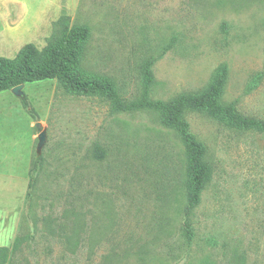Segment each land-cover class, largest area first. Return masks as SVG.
Wrapping results in <instances>:
<instances>
[{
	"label": "rangeland",
	"instance_id": "374dc122",
	"mask_svg": "<svg viewBox=\"0 0 264 264\" xmlns=\"http://www.w3.org/2000/svg\"><path fill=\"white\" fill-rule=\"evenodd\" d=\"M63 14L90 28L83 67L123 100L141 97L153 58L149 97L162 101L201 91L224 65L222 101L264 121V0H0V57L44 48ZM21 92L0 93V247L20 232L40 159L38 203L58 214L80 207L81 244L64 252L50 238V257L30 264H264V135L185 114L209 168L186 217L184 147L156 114L114 112L56 80Z\"/></svg>",
	"mask_w": 264,
	"mask_h": 264
},
{
	"label": "trees",
	"instance_id": "16d2710c",
	"mask_svg": "<svg viewBox=\"0 0 264 264\" xmlns=\"http://www.w3.org/2000/svg\"><path fill=\"white\" fill-rule=\"evenodd\" d=\"M70 22V18L63 14L54 23L53 33L44 48L39 50L33 44H26L14 58L0 57V93L22 84L56 80L69 94L106 98L114 112L130 114L148 111L156 114L161 124L172 130L184 147L185 216L188 217L200 202L201 193L209 178V168L204 161V146L190 131L185 114L188 111L202 112L235 128L253 130L262 135L264 121L242 116L233 104L222 101L221 95L227 77L224 65L216 70L210 83L201 91L184 92L169 101H162L149 97L150 87L154 82L151 67L156 60L153 58L144 65L141 97L131 102L123 100L110 79L97 77L83 67L91 31L88 26L71 25ZM40 168L41 160H34L20 232L10 246L0 247V264H30V260L38 254L50 257L53 250L49 244L50 238L52 244L61 246L64 252L74 253L81 244L80 207L78 209L69 205L68 210L58 214L53 209L45 212L39 205L35 189ZM183 232L189 240L191 229L187 220L183 222ZM37 238L46 239L43 240L44 247L40 253L36 249Z\"/></svg>",
	"mask_w": 264,
	"mask_h": 264
},
{
	"label": "water",
	"instance_id": "95a60500",
	"mask_svg": "<svg viewBox=\"0 0 264 264\" xmlns=\"http://www.w3.org/2000/svg\"><path fill=\"white\" fill-rule=\"evenodd\" d=\"M22 88H23V84H22V85H19V86H17V87H15V88H13L11 91H12L15 95H21V94H22V92H21ZM36 126H37V128L39 129V123H37ZM43 139H44L43 134H40V140H41V142L43 141Z\"/></svg>",
	"mask_w": 264,
	"mask_h": 264
}]
</instances>
